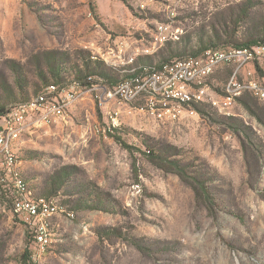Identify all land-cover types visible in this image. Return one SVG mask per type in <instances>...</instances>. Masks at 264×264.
I'll use <instances>...</instances> for the list:
<instances>
[{"label": "rangeland", "instance_id": "374dc122", "mask_svg": "<svg viewBox=\"0 0 264 264\" xmlns=\"http://www.w3.org/2000/svg\"><path fill=\"white\" fill-rule=\"evenodd\" d=\"M243 3L0 0V94L24 91L28 101L45 78L70 83L84 56L129 74L162 23L180 39L150 55L155 62ZM261 14L264 0H253L249 16L229 24L239 39L264 43ZM256 69L263 79L264 57ZM230 76L228 67L212 74L202 104L179 116L151 114L144 98L100 105L89 90L68 115L27 126L20 171L35 195L63 207L46 220L51 242L39 264H264V102L224 94ZM33 225L0 199V264H22Z\"/></svg>", "mask_w": 264, "mask_h": 264}, {"label": "built area", "instance_id": "2783aa9c", "mask_svg": "<svg viewBox=\"0 0 264 264\" xmlns=\"http://www.w3.org/2000/svg\"><path fill=\"white\" fill-rule=\"evenodd\" d=\"M205 2V0H204ZM171 35V34H169ZM264 57V43L252 46H226L212 48L198 56H186L173 62H166L160 68L147 71L134 79H126L109 86L105 83H93L90 87L73 82L74 93L65 94V86L55 85V91L46 92L41 116L48 108L64 107L67 98H72L76 91H94L96 100L100 105H105L114 100L130 102L139 98L146 100V111H161L175 114V110H194V106L202 104V96L191 98L187 95H173L176 81L198 85H208L207 79L216 71L228 67L231 76L225 84L224 94L235 96L236 102L245 94H250L264 102V78L257 74L256 61ZM210 88V87H209ZM36 104H26L25 107H13L3 116H0V133L9 127H16L30 116V111ZM64 113L68 111L64 110ZM1 153V149H0ZM0 193H4L12 205L13 211L21 216L34 219V227H41V216L48 209H57L54 201L48 206H35L25 204L21 195V185L10 182L7 163L0 161ZM42 230V228H41ZM32 234V229H31ZM38 237L32 241V263L36 252L41 247L37 246Z\"/></svg>", "mask_w": 264, "mask_h": 264}, {"label": "trees", "instance_id": "16d2710c", "mask_svg": "<svg viewBox=\"0 0 264 264\" xmlns=\"http://www.w3.org/2000/svg\"><path fill=\"white\" fill-rule=\"evenodd\" d=\"M252 6H253V0H248V3L236 5L235 7H231L229 11L225 10L221 14L219 13L215 15V21L212 23L211 32L207 31V29L204 28L202 32L196 34V36H198L197 42H193L192 40H189L185 42L179 41L175 43L174 45L171 44L167 48L168 56L163 55L162 57H159V60L157 62H155L153 57L150 56L152 54L147 55V57H145L144 63H142V65H140L138 69L130 72L129 74L121 73L119 71H117V73L115 71H108L103 66L102 62L94 61L93 59L91 58L88 59L87 57L84 56L85 71L83 70L75 71L74 79L70 83L76 81V82H79L82 86L90 87L94 83L93 78L97 76V77L103 78L101 79L102 82L106 83L109 86H113L120 81H123L126 79H133L135 78V76L138 77L139 75L146 73L147 71L158 69L162 65H164V63L166 62H173V61H176V59L185 58L186 56L171 59L172 57L188 54V52L189 54L193 56H198V55H201L204 51H209L212 48H216L221 45L222 46L233 45V46L240 47V46H252L255 44H260L262 42L257 41L255 39H249L246 41L239 39L236 36L237 29H235L229 24V22L238 23L240 18L249 16ZM262 17L263 19L259 20V22L262 28H264V14L263 15L261 14V18ZM169 41H177V40H169ZM95 63L96 65H94ZM54 73L56 77H59V74H57L56 72ZM45 81L47 82V84L45 85L44 89L40 91L38 94H40L43 91H46L50 86L59 85L62 87L67 84H70V83H66V84L60 83L59 80H57V82L48 84L47 78H45ZM27 99L28 97L25 95L24 91H22L19 97V95L16 93L15 90H12L11 88L10 89L5 88L4 92L0 94V116L6 115L10 111L11 108L18 106L21 103H25L21 101H26ZM245 103L248 105L247 102ZM15 151H16V155L18 157L19 162H21L16 146H15ZM19 179L23 183L25 192L28 193L30 198L35 199V200H40V199L52 200L51 197L35 195L32 189L29 187L28 182L25 180L22 173H20ZM0 199L4 201L5 203L11 205V203L8 201L4 193H0ZM55 203L59 205L60 207H62L59 204V202L55 201ZM36 230H37V227H34V230H33L34 233L33 232L32 234L31 232L30 234L27 233V236L32 237L33 239V237L36 236ZM30 263H32V249L31 248L26 249L22 255V264H30ZM39 263H35L34 258H33V264H39Z\"/></svg>", "mask_w": 264, "mask_h": 264}, {"label": "bare ground", "instance_id": "6f19581e", "mask_svg": "<svg viewBox=\"0 0 264 264\" xmlns=\"http://www.w3.org/2000/svg\"><path fill=\"white\" fill-rule=\"evenodd\" d=\"M198 1H204V0H198ZM171 13L174 15L175 11H172ZM169 28L170 25L165 23H162L158 27V32L155 36V45L154 47L147 49V53L153 54L167 41L179 39L180 36L177 33H174L172 31L168 32ZM105 60L106 62H109L107 59ZM206 87L207 85L193 86V84L184 83V81H176L173 87V95H187V96H191V98H199L200 96H202V100H204ZM53 91H55V86H50L46 91H43L40 94L32 97V99L29 100L28 102L19 104L17 107H25L26 104H36V105H34V108L30 111V116L24 117V120L20 122L19 125H17L16 127H9L8 130L4 131L3 133H0V149H1L0 160L5 161V163H7L8 176L10 182H13L15 185H21V195L23 196V202L25 204H34L35 206H48L49 202L52 200H46V199L35 200L30 198L28 193L25 192L23 183L19 179L21 173L20 162L18 160L15 151V146L20 138L21 133L26 129L27 126L31 124L45 125L50 123L52 119L55 117H64L68 115V113H64V110L69 112L70 107L74 105V103L77 102L79 99H81L84 93V91H76V93L73 95L72 98H67V101L64 103V107L48 108V111H46L45 114L41 116V109H43V102H39V101H41L43 97L46 96V92H53ZM72 93H74V84L71 83L67 84L65 87V94H72ZM230 97L232 99H236L235 96H230ZM130 112H132V109H130ZM149 112L153 115H159V116L168 114V112H161V111H149ZM120 113H121L120 110L114 111V122H115L114 124H117L116 120L118 119ZM182 113H183L182 110H175V114H168V115L179 116ZM100 130L101 129L99 128L98 131ZM54 204L57 207V209L46 210L44 214L41 216V227H37L36 230L35 237H38L37 246L41 247V249L35 254L34 257L35 263H39L41 256L44 255L50 247L51 233H49L48 231L49 226L47 227L46 220L53 217V215H55L62 209V207L57 205L55 201Z\"/></svg>", "mask_w": 264, "mask_h": 264}, {"label": "crops", "instance_id": "0c3cea01", "mask_svg": "<svg viewBox=\"0 0 264 264\" xmlns=\"http://www.w3.org/2000/svg\"><path fill=\"white\" fill-rule=\"evenodd\" d=\"M21 163V162H20Z\"/></svg>", "mask_w": 264, "mask_h": 264}]
</instances>
